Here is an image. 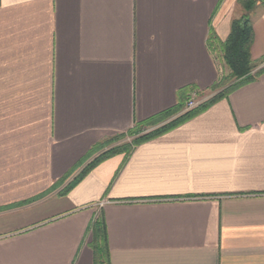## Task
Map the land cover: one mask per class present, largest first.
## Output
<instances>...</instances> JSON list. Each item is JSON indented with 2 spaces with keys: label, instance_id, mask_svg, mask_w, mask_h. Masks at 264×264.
<instances>
[{
  "label": "crops",
  "instance_id": "crops-1",
  "mask_svg": "<svg viewBox=\"0 0 264 264\" xmlns=\"http://www.w3.org/2000/svg\"><path fill=\"white\" fill-rule=\"evenodd\" d=\"M253 1L261 74L63 193L112 139L190 90L215 96L209 38L224 42L245 12L240 0H0V264H96L97 219L110 264H264Z\"/></svg>",
  "mask_w": 264,
  "mask_h": 264
},
{
  "label": "trees",
  "instance_id": "trees-1",
  "mask_svg": "<svg viewBox=\"0 0 264 264\" xmlns=\"http://www.w3.org/2000/svg\"><path fill=\"white\" fill-rule=\"evenodd\" d=\"M254 5L255 2L253 0H240V6L244 9L245 13L241 17L232 21L231 31L226 41H220L215 33H213L209 38V47L211 52L214 54L217 49H220V54L226 65L230 69V74L225 78H221L219 83L213 88L214 91H219L215 96H213L206 102H203L195 109L187 111L186 113H184V115L174 120L170 124L156 129L150 133L143 135V133H145L149 127L157 126L158 124L163 123L164 121L184 111L187 102H180L178 107H176L175 109L146 123L136 124L128 134L117 136L115 139L123 138L129 135L140 136L142 134V136L134 140L133 146H136L144 141H148L154 137H157L187 121L200 112L205 111L216 102L226 98L231 92H233L241 85L253 81L259 74H261L263 70H260V72L258 71L257 73L253 74V69L255 67L252 59L254 30L250 18V13L252 12ZM193 92L196 91L190 90V95ZM198 95L200 96L199 93ZM200 98L202 97L200 96ZM133 146H120L103 152L101 155H99V157H97L92 163H90L82 170V172L74 179V181L70 183V185L67 186L65 190H63V193L69 192L75 184L79 183V181L100 162L117 153H120L123 150L130 152ZM92 234L93 246L96 254V264H110V256L107 247V230L105 221L103 219H97L94 222L92 227Z\"/></svg>",
  "mask_w": 264,
  "mask_h": 264
},
{
  "label": "rangeland",
  "instance_id": "rangeland-1",
  "mask_svg": "<svg viewBox=\"0 0 264 264\" xmlns=\"http://www.w3.org/2000/svg\"><path fill=\"white\" fill-rule=\"evenodd\" d=\"M226 41V40H225ZM221 50L217 49L216 52L213 54L214 58L216 59V61L219 63L220 65V70H221V78H225L230 74V69L229 67L226 65L225 61L223 60L222 56H221ZM254 63V62H253ZM254 69H253V74L257 73L258 71L260 72V70H257V68L259 67L257 64H254ZM220 78V80H221ZM219 92V91H218ZM217 92V93H218ZM216 93V94H217ZM158 126V125H157ZM156 128L154 126L149 127L144 134L150 133L152 131H154ZM142 136V134L140 135ZM140 136H125L123 138H118V139H112L111 142L107 145V149H114L120 146H133V142L134 140L138 139ZM107 150H104L103 152H105ZM83 169V168H82ZM82 169H80L79 171H81ZM78 171V172H79Z\"/></svg>",
  "mask_w": 264,
  "mask_h": 264
},
{
  "label": "built area",
  "instance_id": "built-area-1",
  "mask_svg": "<svg viewBox=\"0 0 264 264\" xmlns=\"http://www.w3.org/2000/svg\"><path fill=\"white\" fill-rule=\"evenodd\" d=\"M203 102H204L203 98H200V96L198 95L197 92H193L190 95V97H189V99L187 101V105H186V108H185V112L190 111L192 109H195L196 107H198Z\"/></svg>",
  "mask_w": 264,
  "mask_h": 264
}]
</instances>
